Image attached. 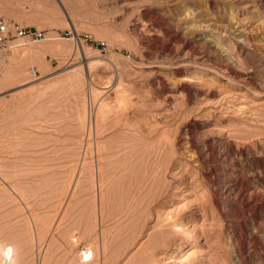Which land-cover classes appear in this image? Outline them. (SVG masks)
<instances>
[{"label":"rangeland","instance_id":"1","mask_svg":"<svg viewBox=\"0 0 264 264\" xmlns=\"http://www.w3.org/2000/svg\"><path fill=\"white\" fill-rule=\"evenodd\" d=\"M123 1L0 0V17L43 29L47 38L14 47L0 75V241L19 247V264H239L234 258L238 240L253 233L258 222L254 212L242 214L244 203L222 195L223 169L237 160L224 158L220 140L242 136L237 125L256 126L246 117L217 112L204 96L245 92L246 100H255L249 119L264 128V72L256 74L254 54L247 57L256 72L251 81L226 70L220 53L198 39L195 20L176 21L172 29L190 31L189 43L209 60L189 55L188 47L175 40L157 47L136 27L134 10L165 11L164 3L135 0L125 9ZM224 1L214 0L215 16L202 19L231 25ZM244 9L240 27L247 31L242 34L264 52V7ZM177 14L174 9L170 18ZM232 35L238 32L223 37ZM53 40L61 43V52L44 49L21 61L19 76L4 79L13 52H25L28 45L42 49ZM86 56L112 59H103L92 73L98 90L110 79L112 88L92 96ZM69 66L82 68V85L67 78ZM119 76L124 86L117 92ZM159 78L164 85H155ZM167 95L172 96L169 106ZM105 101L109 108L101 122L96 112ZM196 121L202 124L198 140L214 141L215 150L203 158L186 154L193 152L190 143L180 144L184 130ZM261 132L241 140L249 145L262 137L257 141L263 145L251 152L264 159ZM259 216L264 221V214ZM85 247L94 251L92 262H82ZM261 262L253 252L243 264Z\"/></svg>","mask_w":264,"mask_h":264},{"label":"bare ground","instance_id":"2","mask_svg":"<svg viewBox=\"0 0 264 264\" xmlns=\"http://www.w3.org/2000/svg\"><path fill=\"white\" fill-rule=\"evenodd\" d=\"M134 1L135 0H124L122 6L125 7V9H128L132 5V3H134ZM151 1H154V2L156 1L157 3L159 2V4L164 3L165 9H163V10H165V11L158 9V7H157V9H156V7L150 8V6L138 7L137 10H134L135 14L137 13L134 17L135 18L134 20H135L136 27L139 28L143 32L142 33L143 37L147 38L148 41H151L152 44L156 45L157 47H160V46L164 45V43H169L172 40H175L176 42H182L184 44V46L188 47L189 55H192L195 58L202 57V58H204L203 61H205V60L207 61L208 55L201 54L200 53L201 50L199 52L197 50V45L193 44V42L189 43L190 41H189L188 37H189L190 31L188 32V30H185L183 33H181V31L176 29L178 26L175 29H172L173 25L176 24V21L178 23L184 21L185 23L191 24V22L195 20V22L196 21L199 22V25L195 26V27H198V31H199L198 39H202L205 43H208L209 47L212 48V51H214V52L217 51L218 53H220L219 57L224 61V64H222V65H224V68L226 70H228L232 74L244 75V77L246 79H249L250 81L254 77V76H252V74H254L253 72H255V69L257 71V73L255 72L256 74L264 72V52H263V50L261 51L260 49L253 48L255 46L253 45V47H252L253 42L251 43V38L249 36L242 34L243 31L245 32L246 26L242 27V29L240 27L243 25V24H241L243 22H242V19L240 18L241 9L245 8L244 10L251 9V11H254V9H256V8L264 7V0H227L229 3V5H227L228 9L226 8V6L224 4L223 5L225 6V10L226 9L228 10V14H229L228 16L232 20L231 25L229 24L230 23L229 19H228L229 23H224V24L223 23L222 24H215V22L212 21V20H214L212 17L215 16L214 14H215V6H216L214 3V0H205L202 3L201 2L199 3L196 0L195 1L194 0H151ZM116 3L118 4L120 2H116ZM242 3H245V4L242 5ZM151 4H154V3H151ZM160 5H162V4H160ZM137 6H136V8H137ZM174 9L175 10L177 9V11H179V15L177 14L178 15L177 18L176 17L170 18V16H172V12ZM204 15H210V16L212 15V17L209 19L205 18L203 20L202 18H204L203 17ZM226 15H227V13H226ZM154 18L157 20L158 23L152 22V21H154ZM207 20H210L212 22L207 23L208 22ZM258 20H259V18H258ZM226 21H227V19H226ZM260 22L264 26V20H262ZM209 27L210 28L213 27L214 30L209 29ZM207 28L209 30H211L212 32L209 34H207V33L204 34V32L207 31L206 30ZM236 31L238 32V35L228 36V38L223 37L224 34L227 32H230L231 34H233V33L235 34ZM49 36H51V35H49ZM165 37H167L166 40H165ZM51 38H53V37H51ZM51 38L49 37V40H52ZM163 38H164V40H163ZM53 39H55V38H53ZM53 41L50 43L48 42L49 44L48 45L46 44L47 46H45L44 48L42 47V49H41V47L40 48L39 47H33V46L29 47V45H28L27 46L28 49L25 52L22 51L23 53L18 52V53L14 54V52H13V56H12V58H10V59H12V61L8 65L7 70H5L6 72L4 75V79H9L11 77L14 78V76L17 77L16 75L19 76V74L18 73L16 74V72L21 70V69H19V67L22 65L21 63L23 62V60H26L28 58H33L36 56H40L41 55L40 53L44 54L45 50L61 52L62 51L61 43H59L56 40L54 42ZM159 42H161L162 45H160ZM263 42H262V44H263ZM197 43H199V42H197ZM81 46H82V44H81ZM80 48H81V51L83 52V54L86 55L88 50L83 46ZM257 48H258V46H257ZM166 50L169 51L170 53H173V48L170 47L169 44L167 45ZM251 54H254V56H255L253 58L254 60L251 59L254 61V62L252 61L253 65L252 64L251 65L255 66L256 67L255 69H254V67H252L250 65L251 61L248 60V58H247ZM168 55H171V54H168ZM210 56L211 55H209V57ZM250 57H252V56H250ZM85 58L88 59V61L86 63H87V70L90 74L92 96L94 95V93H96L98 95V94L104 92L103 91L104 88H106V89L112 88L113 87V81H112V79H110L108 84L105 85L104 87H102L103 90H98V87L96 86V82L93 81L95 79V77H93L94 75L92 74L93 71L96 70L100 66V63H102L103 59L113 62L112 59H108L106 57H103V59H102L100 56L99 57L98 56H86ZM220 62H221V60H220ZM196 63H202V62L196 61ZM74 65H75V63H74ZM81 69L78 68V66H71V67L69 66V68H66V69L64 68L65 71L69 70L68 75H66L68 79H71L72 81L77 79V81L75 83L79 84V82H80V84L82 85L81 81H78V79H81L80 78L81 73H84V72H82ZM253 69H254V71H253ZM83 76H84V74H83ZM68 81H70V80H68ZM114 82H116L115 88L118 89L117 90V92H118L119 88L124 86V82L122 81L120 76L118 78H115ZM58 83H60L59 80H58ZM164 83H165V79H163V78H159V79L155 80V85H164ZM262 85H264V84H262ZM93 88H95V89H93ZM262 89H264V88H262ZM108 92H110V90ZM197 94H200L198 90H197ZM171 97H169L167 95L163 98L164 100L167 101L168 106L171 103L168 101V100H170ZM246 99H247L246 93L241 92V91H238V92L229 91V92H226L225 94L223 93V95H221L218 92L213 91V92H209L208 94H206L204 96V100L206 101L205 103L209 104L217 112L229 111L230 113H228V114H230L231 116L235 117L237 115H240V116L246 117L244 119H246V121L248 122L249 125H251L253 127L256 126V128L252 129V127H248L249 125L247 124L248 125L247 127L251 128L250 129L251 131H250V130H247L245 128L242 129L241 125H237V127L239 126V128H241V132H243L242 136H240V132L238 133L241 138L239 136H237V134H236L237 138H230V139L227 138L225 140L224 139L220 140V142L222 141V143L225 146L224 158L226 160H228V159L229 160L230 159L237 160V161L233 162L232 166H230V167L228 166L229 168L227 167V168H225V170L223 169L225 177H224V186L222 187L221 191H222V195L224 196V198L226 197L225 199H228L230 196H234V198H236V199L240 200L242 203H244L245 209L242 211V214L245 215L247 213V211L248 212H254L256 214V220L258 222V225H256L255 229L253 230V233L251 232L245 238L238 240V247H237V251L235 254L236 257H234V258H236V262H239V264L245 263V260L247 259V257L250 256L253 252H255L256 254H259L260 260H262L261 264H264V239H263L264 234L261 235V232L264 231V228L262 227V225L264 224V221L260 222L261 218L259 216V213L264 214V159H259L255 156H253V153L251 152V149L253 148L252 150H254L255 147L258 145V143L262 144L261 140H260V142H258L259 139H261L262 137L259 138V136H258L259 139L256 138L258 141L255 140V138L252 139V141H250V139H249L250 144L249 145L247 144L248 146L244 144V142L247 143L248 141L243 142L241 140L244 137V135H246V138L247 137L250 138V137H253L255 135L257 136L258 131H262L260 133V134H262L264 132V128H262V125H261V127H257L260 123L259 121H258L259 123L257 125L255 120L249 119L255 113L254 112L255 109L253 107V105H254L253 102L255 100L248 101ZM108 108H109V105L106 101L104 103H101L100 107L98 108V112H96L97 113L96 114V120L100 119L101 122H103V120L105 119L104 116H105L106 109H108ZM210 112H213V109ZM220 115H221V113H220ZM222 115H224V114H222ZM234 117H232V118H234ZM256 117H257V115H256ZM255 119L259 120L258 118H255ZM232 120L234 121L235 119H232ZM238 120H236V121H238ZM233 124H234V122H233ZM237 127H235V128L238 129ZM201 128H202L201 121L200 122L196 121V122L192 123L191 125H189V127L186 130H184V133L186 134V135L184 134L185 135V141L181 142L180 144L187 145L190 143V146L193 148V152L188 153V151H189L188 150L186 154H188L189 156H192V155L194 156L197 154L198 158H203L204 156L211 154L210 153L211 150H215L213 148L214 141L212 142L211 140H204V141L200 142L198 140V137L200 136V134H202ZM257 129H258V131H256ZM235 131H237V130H235ZM263 138H264V136H263ZM241 141L243 142V145H241ZM262 141H263V139H262ZM190 146L187 145V147H190ZM183 149H184V147H183ZM259 150H261V148ZM181 152H183V151H181ZM194 157H196V156H194ZM259 223H262V225H260ZM243 229L248 230L247 227H245V226ZM236 235L237 234L234 231L233 233L231 232L229 234V237L233 239V238H235L234 236H236ZM85 248H87V249L82 250L83 251L82 256H81L82 262L90 261V260L92 262V259L94 258V251L90 247H85ZM85 255H88L87 259L86 258L84 259ZM20 256H21V254L19 251V247L16 244L9 242V241L8 242L0 241V264H19ZM235 264H237V263H235Z\"/></svg>","mask_w":264,"mask_h":264},{"label":"built area","instance_id":"3","mask_svg":"<svg viewBox=\"0 0 264 264\" xmlns=\"http://www.w3.org/2000/svg\"><path fill=\"white\" fill-rule=\"evenodd\" d=\"M45 38L46 31L43 29L24 26L16 20L0 17V75L14 47L27 45L32 41H42ZM19 39L22 42H19ZM30 71L33 76L38 75L35 67H32Z\"/></svg>","mask_w":264,"mask_h":264}]
</instances>
